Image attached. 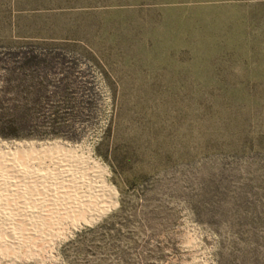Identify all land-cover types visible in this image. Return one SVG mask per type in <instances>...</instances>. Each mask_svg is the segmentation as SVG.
Returning a JSON list of instances; mask_svg holds the SVG:
<instances>
[{"label":"rangeland","instance_id":"374dc122","mask_svg":"<svg viewBox=\"0 0 264 264\" xmlns=\"http://www.w3.org/2000/svg\"><path fill=\"white\" fill-rule=\"evenodd\" d=\"M0 150V264H264V0H0Z\"/></svg>","mask_w":264,"mask_h":264},{"label":"bare ground","instance_id":"6f19581e","mask_svg":"<svg viewBox=\"0 0 264 264\" xmlns=\"http://www.w3.org/2000/svg\"><path fill=\"white\" fill-rule=\"evenodd\" d=\"M0 151H1V150H0ZM2 153H4V152H2ZM4 155L6 156L5 153H4L2 156H4ZM0 156H1V155H0ZM7 157H8V156H7ZM14 157H15V156H14ZM37 157H38V156H37ZM72 157H73V156H72ZM3 158H4V157H3ZM10 158H11V157H10ZM5 159H6V158H5ZM11 159H12V158H11ZM28 159H30V158H28ZM3 160H4V159H3ZM8 160H10V159H8ZM64 160L66 161V159H64ZM5 162H6V161H5ZM10 162H11V161H10ZM57 162H58V161H57ZM2 163H4V162H2ZM6 163H7V162H6ZM6 163H5V165H6ZM13 163H14V161H13ZM15 163H16V162H15ZM31 163H32V162H31ZM73 163H75V162H73ZM73 163H72V164H73ZM11 164H12V163H11ZM21 164H22V163H21ZM72 164H70V165H72ZM7 165H8V164H7ZM13 165H14V164H13ZM13 165H12V166H13ZM17 165H19V163H17ZM17 165H15V166H17ZM8 166H9V165H8ZM19 166H20V165H19ZM19 166H18V167H19ZM25 166H26V165H25ZM72 166H73V165H72ZM0 167H1V166H0ZM20 167H21V166H20ZM20 167H19V168H20ZM73 167H74V166H73ZM11 168H12V167H11ZM22 168L25 169V168L23 167V165H22ZM64 168H65V167H64ZM3 169H4V168H3ZM5 169H6V168H5ZM69 169H70V167H69ZM73 169L75 170L76 167L73 168ZM79 169H80V168H79ZM85 169H86V168H85ZM9 170H10V168H9ZM14 170H15V169H14ZM14 170H13V171H14ZM62 170L64 171V169H62ZM22 171H24V170H22ZM75 171H76V170H75ZM17 172H18V171H17ZM17 172H15V173H17ZM25 172H26V171H25ZM66 172H67V171H66ZM2 173H3V172H2ZM11 173H12V172H11ZM13 173H14V172H13ZM18 173H19V172H18ZM18 173H17V174H18ZM32 173H33V172H32ZM60 173H61V172H60ZM64 173H65V172H64ZM22 174H24V173L22 172ZM28 174H29V173H28ZM28 174L25 173V176H27ZM35 174H36V175H35V181H33L34 184H38V183H47V182H46V181H47L46 179H47L48 177H47V178H46V177L44 178V177H42L43 175L40 177L39 175H37V173H35ZM76 174H77V173H76ZM76 174H75V175H76ZM20 175H21V174H20ZM52 175H53V174H52ZM52 175H51V176H52ZM69 175H70V174H69ZM69 175H68V176H69ZM75 175H73V176H75ZM23 176H24V175H23ZM32 176H33V175H32ZM70 176H71V175H70ZM8 177H9V176H8ZM29 177H30V176H29ZM53 177H54V176H53ZM66 177H67V176H66ZM75 177H76V176H75ZM20 178H22V177H20ZM31 178L33 179V177H31ZM59 178H60V177H59ZM68 178H69V177H68ZM77 178H80V177H77ZM48 179H49V178H48ZM51 179H52V178H51ZM64 179H65V178H64ZM0 180H1V179H0ZM9 180H10V183H11V179H9ZM24 180H25V179H24ZM44 180H46V181L44 182ZM53 180H54V179H53ZM62 180H63V178H62ZM67 180H68V179H67ZM50 181H51V180H50ZM63 181H64V180H63ZM65 181H66V180H65ZM68 181H69V180H68ZM73 181H74V178H73ZM78 181H79V179H78ZM78 181H77V182H78ZM1 182H2V181H1ZM25 182H26V181H25ZM61 182H62V181H61ZM66 182H67V181H66ZM8 183H9V182H8ZM49 183H50V182H49ZM31 184H32V182H31ZM64 184H65V183H64ZM64 184H63V185H64ZM74 184L76 185L77 183H74ZM79 184H80V183H79ZM1 185H2V184H1ZM1 185H0V186H1ZM14 185H15V184H14ZM66 185H67V184H66ZM70 185H71V184H70ZM75 185H74V186H75ZM81 185H82V183H81ZM84 185H85V184H84ZM84 185H83V186H84ZM3 186H4V184H3ZM5 186H7V185H5ZM17 186H18V185H17ZM30 186H31V185H30ZM36 186H37V185H36ZM39 186H40V185H39ZM59 186H60V185H59ZM88 186H89V185H88ZM10 187H11V186H10ZM10 187H9V188H10ZM14 187H15V186H14ZM70 187H73V186H70ZM70 187H69V189H70ZM78 187H79V186H78ZM31 188H32V187H31ZM35 188H36V187H35ZM38 188H39V187H38ZM63 188H64V186H63ZM66 188H67V187H66ZM66 188H65V189H66ZM76 188H77V187H76ZM88 188H89V187H88ZM94 188H95V187H94ZM100 188H101V187H100ZM105 188H106V187H105ZM105 188H104V189H105ZM15 189H16V188H15ZM27 189H28V188H27ZM43 189H44V188H43ZM46 189H47V188H46ZM81 189H82V188H81ZM3 190H4V189H3ZM8 190H9V189H8ZM8 190H7V191H8ZM10 190H11V189H10ZM13 190H14V189H13ZM29 190H30V189H29ZM106 190H107V189H105V191H106ZM45 191H46V190H45ZM62 191H63V190H62ZM71 191H72V190H71ZM80 191H81V190H80ZM87 191H88V190H87ZM91 191H93V190L91 189ZM91 191H90V192H91ZM110 191H111V190H110ZM10 192H11V191H10ZM13 192H15V191H13ZM42 192H43V190H42ZM46 192H49V191L47 190ZM59 192H60V191H59ZM69 192H70V190H69ZM77 192L79 193V191H77ZM85 192H86V191H85ZM108 192H109V191H108ZM82 193H83V192H82ZM88 193H89V192H88ZM99 193H100V192H99ZM101 193H102V191H101ZM101 193H100V194H101ZM106 193H107V192H106ZM33 194H34V193H33ZM43 194H44V193H43ZM55 194H56V193H55ZM69 194H71V193H69ZM89 194H90V193H89ZM41 195H42V194H41ZM49 195H50V194H49ZM58 195H59V194H58ZM65 195H66V194H65ZM71 195H72V194H71ZM77 195H78V194H77ZM77 195H76V196H77ZM85 195H86V194H85ZM85 195H84V196H85ZM68 196H69V195H68ZM73 196H74V195H73ZM87 196H88V195H87ZM96 196H97V195H96ZM100 196H101V195H100ZM49 197H50V196H49ZM56 197H57V196H56ZM62 197H65V196H62ZM103 197H104V196H103ZM50 198H51V197H50ZM57 198L60 199L61 197L58 196ZM57 198H55V199H57ZM73 198H74V197H73ZM73 198H71V199H73ZM75 198H76V197H75ZM75 198H74V200H75ZM80 198H81V197H80ZM90 198H91V196H88L87 198H84L83 200H81V201L79 200V201H80L81 204H82L83 202H84V203H85V202H89V203H90V200H89ZM93 198L95 199L96 197H93ZM93 198H92V200L95 201ZM59 199H58V200H59ZM61 199H62V198H61ZM61 199H60V201H61ZM69 199H70V198H69ZM71 199H70V200H71ZM103 199H104V198H103ZM103 199H102V200H103ZM77 200H78V199H77ZM100 200H101V199H99V201H100ZM46 201H47V200H46ZM68 201H69V200H68ZM106 201H107V200H106ZM14 202H15V201H14ZM49 202H50V201H49ZM57 202H59V201H57ZM57 202H56V203H57ZM64 202H65V201H64ZM100 202H101V201H100ZM100 202H99V204H100ZM16 203H17V202H16ZM36 203H37V202H36ZM50 203H51V202H50ZM67 203H68V202H67ZM73 203H75V202L73 201ZM77 203H78V201H77ZM80 203H79V204H80ZM92 203H93V202H92ZM54 204H55V203H54ZM59 204H60V203H59ZM63 204H64V203H63ZM70 204H71V203H69V205H70ZM94 204H95V203H94ZM94 204H92V205H94ZM110 204H111V203H110ZM64 205H65V204H64ZM75 205H77V204H75ZM89 205H90V204H89ZM106 205H108V204H106ZM59 206H60V205H59ZM82 206H83V205H82ZM86 206H87V205H86ZM86 206H85L84 211H85V210L87 211V207H86ZM94 206H96V205H94ZM43 207H44V206H43ZM45 207H46V206H45ZM47 207H48V206H47ZM57 207H58V206H57ZM62 207H63V206H62ZM97 207H98V206H97ZM97 207H96V208H97ZM103 207H104V206H103ZM73 208H74V206H73ZM75 208H77V206H76ZM106 208H108V207H106ZM37 209H38V208H37ZM79 209H80V207H79ZM91 209H93V208H91ZM94 209H95V208H94ZM73 210H74V209H73ZM70 211H72V210H70ZM74 211H77V209H75ZM74 211H73V212H74ZM84 211H83V208H82V212H84ZM105 211H106V210L102 208L101 210H98L97 212H95V214H96L97 217H100V216H102V214H104ZM64 212H65V211H64ZM80 212H81V210H80ZM68 213H69V212H68ZM68 213H66V214H68ZM74 213H75V212H74ZM77 213H78V212H77ZM84 213H85V212H84ZM86 213H87V212H86ZM93 214H94V213H93ZM9 215H10V214H9ZM25 216H26V215H25ZM64 216H65V215H64ZM77 216H78V215H77ZM92 217H93V215H92ZM75 218H76V217H75ZM80 218H81V217H80ZM9 222H10V221H9ZM9 222H8V223H9ZM5 229H6V228H5ZM15 239H16V238H15ZM21 239H22V238H21ZM11 240H12V239H11Z\"/></svg>","mask_w":264,"mask_h":264}]
</instances>
